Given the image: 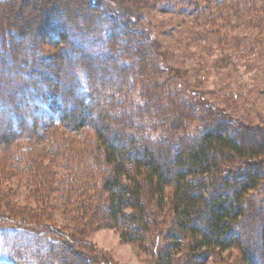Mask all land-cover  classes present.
I'll return each instance as SVG.
<instances>
[{"label":"trees","instance_id":"trees-1","mask_svg":"<svg viewBox=\"0 0 264 264\" xmlns=\"http://www.w3.org/2000/svg\"><path fill=\"white\" fill-rule=\"evenodd\" d=\"M215 2L264 27V0ZM217 12L223 20L228 16ZM108 14L92 0H0V35L12 40L15 64L0 58V80L6 85L0 87V105L9 104L14 118L6 123L0 147L13 156L20 138L29 143L40 131L26 113L51 102L60 127L93 130V157L106 171L103 194L91 197L89 187L73 185L46 216L18 206L10 214L12 223L28 229L17 232L20 241L10 250L19 255V264H98L92 250L74 251L71 244L84 243V230L99 221L84 218L88 208L103 207L104 220L142 249L153 231L165 227L158 214L170 213L171 244L159 264H174L183 245L192 263L202 252L230 249L242 251L247 263L263 261L255 252L264 257V129L237 124L208 103L188 102L189 91L176 82L178 72L166 65L162 47ZM5 43L0 40V46ZM5 65L28 67L29 73L6 76ZM192 123H198L194 130ZM62 142L61 137L53 150L49 147L56 157L64 148L54 145ZM72 199L78 202L70 205ZM56 207L63 216L69 208L76 216L57 221L51 214ZM6 213L0 206V219ZM255 217H263L262 228ZM15 225L0 226V239L8 238V229H18ZM45 229L60 238L54 246L50 236L40 235ZM252 232L255 240L249 242ZM18 243L28 244L26 255Z\"/></svg>","mask_w":264,"mask_h":264},{"label":"rangeland","instance_id":"rangeland-1","mask_svg":"<svg viewBox=\"0 0 264 264\" xmlns=\"http://www.w3.org/2000/svg\"><path fill=\"white\" fill-rule=\"evenodd\" d=\"M92 1L108 15L117 16L122 23L127 21L129 26H134L144 34L143 38L147 41L156 42L162 47L161 50L167 55L166 65L178 72L176 82L181 84V89L186 87L185 91H189L184 95L188 102L197 100L205 105L208 103L218 111H225L237 124L264 129V27L258 28L254 22L248 23L249 20L243 18L242 11L235 14L232 10L217 5L216 0H156L157 3L155 0ZM218 10H223L228 16L221 19L223 15L220 17L222 13L217 12ZM6 35H0V40L6 41L4 46H0V58L14 64L10 49L12 45H8L12 40H8ZM42 49L51 52L49 48ZM4 68L6 76H17L20 71L29 73L28 67L22 70L5 65ZM4 86V80L1 79L0 87L5 89ZM24 103L21 104L25 105ZM45 103H40L35 111L30 109L26 113L30 120L38 123V135L29 143L20 138L16 148L18 150L13 156L8 149L0 147V206L7 211L5 217L0 219V226L15 225L10 214L18 211V206L29 214L48 215L51 206L66 200L65 191L73 185L89 187L91 197L103 194L102 184L106 171L103 167L97 168L98 162L93 157L96 141L93 130L84 128L71 131L60 127L57 109L52 107L51 102ZM72 104L69 102V106ZM8 120L14 121L10 105H0V136L8 130ZM195 124L198 123L191 124V130H194ZM13 129L18 130L14 126ZM55 132L58 135L52 136ZM61 137L64 146H54L62 147L64 151L59 150L56 157L52 151V143H56ZM53 139L57 140L52 141ZM50 146L52 150L49 149ZM53 173H57V176L51 178ZM91 188H94V192ZM103 199L107 201L106 195ZM76 200L72 199L70 205L74 201L78 202ZM102 201L101 205L106 204ZM88 202L85 200L86 205ZM57 208L51 211L57 221L76 216L71 208L68 209L70 214L66 216ZM102 208L99 212L88 208L84 218L89 220L96 217L99 221L84 230V243L79 241L71 244L74 251L84 250L82 248L92 250L98 264H159L160 256L166 252L167 245L171 244L166 234L173 224L170 213L166 211L163 215L158 214L157 222L165 223V227L161 226L159 232H154L153 229L155 234L149 236L145 249H142L122 239L120 227L112 221H105V216L102 217ZM255 220L258 227L262 228L263 217H255ZM27 226L17 223L14 227L18 229H8L9 239H0V264H19V255L16 256L9 247L20 241L18 233L23 235L22 230L28 229ZM48 230L45 229L40 235L46 238L50 236L54 240V246L60 238L50 234ZM255 234H250L249 242L255 240ZM259 234L260 232L257 235ZM18 244H21V253L26 255L28 244ZM79 245L82 246L77 247ZM187 252L183 245L174 264H251L243 260L242 251L235 249L215 254L202 252L195 263L190 261L191 256ZM255 253L263 260L257 261V264H264L261 250Z\"/></svg>","mask_w":264,"mask_h":264}]
</instances>
